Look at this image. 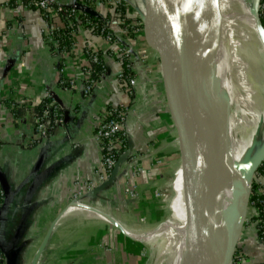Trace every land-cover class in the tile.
Here are the masks:
<instances>
[{
	"label": "crops",
	"instance_id": "0c3cea01",
	"mask_svg": "<svg viewBox=\"0 0 264 264\" xmlns=\"http://www.w3.org/2000/svg\"><path fill=\"white\" fill-rule=\"evenodd\" d=\"M58 2L73 6L71 0ZM103 3L92 0L80 5L104 21L109 12ZM108 22L116 45L128 54L134 75L131 99L118 81L124 66L111 55L113 44L98 43L105 72L87 97L84 69L90 64L81 49L90 45V33L77 26L79 47L75 54L61 58L44 37L40 11L0 0V172L10 188L2 212L4 194L0 199V243L6 248L14 242L21 247L18 264H31L43 243L36 264H139L138 246L124 232L128 226L117 214L127 216L136 205L123 191L120 175L133 156L144 155L159 138L169 135L171 118L156 57L140 38L124 35L118 21ZM145 55L147 63L142 61ZM60 69L74 81V89L59 87ZM51 95L61 102L68 118L52 135L39 140L31 109L45 100L54 101ZM128 103L133 110L125 122L128 144L122 154L128 155L115 180L94 192L100 186L101 169L95 132L109 107ZM86 184H92V189L87 190ZM142 184L144 193L148 185ZM76 204L96 208L108 220L88 219L80 212L68 214ZM234 257L243 264H264V243L252 221L245 223Z\"/></svg>",
	"mask_w": 264,
	"mask_h": 264
},
{
	"label": "bare ground",
	"instance_id": "6f19581e",
	"mask_svg": "<svg viewBox=\"0 0 264 264\" xmlns=\"http://www.w3.org/2000/svg\"><path fill=\"white\" fill-rule=\"evenodd\" d=\"M179 8H185L186 13L179 15ZM205 8V0H166L161 34L163 37L170 35L175 46L177 43L183 44L184 38L181 37L184 29L191 36L189 47L195 58L193 63L201 71L194 123L199 129H207L217 151L226 152L229 156L230 149L238 162L243 150L255 143L258 129L264 128V120H259L257 116L258 113L264 119L257 108L258 100L252 99L248 93L250 86L256 83V78L264 74V35L258 31L254 8L246 0H215L209 20L196 30V19ZM239 96L245 99L244 107L237 105ZM234 105L238 106L240 113L229 116L228 109ZM233 128L243 132V140L239 141L235 137ZM185 139L189 143L188 135H185ZM185 168L176 185L174 209L168 220L156 227L139 230L147 245L154 244L157 238L168 241V250L162 258L165 264H198L202 257L207 256V249L202 255L200 253V233L207 235L206 227L210 223L219 233L222 224L230 228L239 203L237 180L221 167L201 194L196 207L191 202L192 185L187 165ZM72 212L84 213L88 219L108 220L96 208L76 204L69 209L68 214ZM186 234L195 238L188 249L183 245ZM174 244L176 249L172 251ZM180 249L182 254L177 257Z\"/></svg>",
	"mask_w": 264,
	"mask_h": 264
},
{
	"label": "water",
	"instance_id": "95a60500",
	"mask_svg": "<svg viewBox=\"0 0 264 264\" xmlns=\"http://www.w3.org/2000/svg\"><path fill=\"white\" fill-rule=\"evenodd\" d=\"M165 1L140 0L138 18L141 23L144 43L157 55L159 60L168 109L178 135L177 138L182 156L181 167L184 168L185 172V165H187L190 175L192 185L191 202L197 207L201 194L211 183L218 169L221 167H224L236 178L239 188V203L234 213L232 226L229 228V226L222 224L219 228L221 234L210 223L206 227L207 235L203 236L200 233V253L202 255L207 249V256L202 257L198 261V264H231L249 213L252 178L264 161V144L251 163H247L244 166L240 164L235 165L229 156H227L228 153H221L214 148L207 129H199L195 125L193 120L194 106L198 100L201 71L193 63L195 58L189 47L191 36H189V33L185 29L181 37L184 38L182 45H178V43L176 46L173 45L170 35L163 37L161 34V22ZM205 1L206 8L198 15L195 22L196 30L209 20L215 8V0ZM259 1L252 0L249 5L254 8L253 15L256 27L261 35H264V28L258 12ZM74 7L92 17L102 19L93 10H89L78 4H75ZM51 96L56 104L62 106L56 96ZM67 118V112L64 110V121ZM185 135H188L189 143L185 139ZM127 155L126 152L118 158L111 175L94 192H99L115 180L119 167ZM125 174L126 170H123L120 177ZM0 189L5 197L4 205L1 209L2 212L10 196V188L5 176L1 172ZM117 227L121 229L119 225ZM194 240V237H189L186 234L183 237V245L188 249L194 243ZM44 244L38 249L31 264H36L43 251ZM0 251L5 258L4 264H18L21 247H15V242L7 248L0 243Z\"/></svg>",
	"mask_w": 264,
	"mask_h": 264
},
{
	"label": "built area",
	"instance_id": "2783aa9c",
	"mask_svg": "<svg viewBox=\"0 0 264 264\" xmlns=\"http://www.w3.org/2000/svg\"><path fill=\"white\" fill-rule=\"evenodd\" d=\"M73 6L61 5L58 0H13L16 7L23 10H37L40 11L44 21V37L51 45L54 46L56 51L62 56H69L73 54L79 47L77 33V26L84 27L92 38L90 45L84 50L81 49L83 55L88 59L90 66L84 69L85 78L83 82V93L85 96H90L93 91V87L97 81L104 75L105 67L100 54L98 43H107L114 45V51L111 52L112 56H117L124 69L121 74L118 75V81L121 83L124 92L131 99L133 97L134 88V75L131 71V65L129 63L128 54L123 48L116 45L115 35L111 31V25L108 21H103L99 24L91 18L84 16L83 21H79L78 24L73 23V18L81 15L76 8L75 4H90L92 0H71ZM103 3L110 12L108 6L122 5L118 0H104ZM259 17L264 21V0L259 1ZM138 17V16H136ZM123 23L122 20L118 24ZM131 31L133 35H140L141 28L136 23L132 22L128 25L123 32ZM126 36L129 37L127 34ZM81 48V46H80ZM75 54V53H74ZM142 61L146 62L147 57L142 56ZM99 66V70L96 72L97 78L93 77V71L91 65ZM59 87L65 91H69L75 88V83L72 79L65 76L64 69L59 70ZM39 105V104H38ZM37 106V105H36ZM33 112V123L35 127L36 138L41 140L49 137L56 130L57 127L64 124V110L54 101H50L45 105L43 110L36 114L35 109H31ZM132 106L128 104H120L114 107H109L106 110L104 118L101 120L96 132L95 140L99 144L101 149V169L98 173V185L102 184L112 173L117 159L120 156L121 151H125L127 148V134L125 130V122L128 115L132 112ZM147 158V157H145ZM143 161H130L129 168L135 167V171H132L131 177H140L142 174L147 173V169L144 167ZM262 167V171L259 168ZM252 178V190L249 198V213L246 219V223L252 221L256 227L258 238L264 243V161L259 166ZM127 176V173L126 175ZM84 187L87 190H91L93 185L86 184ZM138 187L135 183L129 181L126 182L125 194L132 201L138 200ZM138 192V193H137ZM3 193L0 192V199H2ZM1 205V203H0ZM5 258L0 251V264H4ZM231 264H243L238 258L233 257Z\"/></svg>",
	"mask_w": 264,
	"mask_h": 264
},
{
	"label": "rangeland",
	"instance_id": "374dc122",
	"mask_svg": "<svg viewBox=\"0 0 264 264\" xmlns=\"http://www.w3.org/2000/svg\"><path fill=\"white\" fill-rule=\"evenodd\" d=\"M121 3L126 4L128 7L133 9V16H139V5L140 0H118ZM248 3H251V0H246ZM179 15L185 14V8H179L177 10ZM183 12V13H182ZM264 28V27H263ZM249 41V39H248ZM154 57H156L155 64H159L157 55L149 50ZM149 61V60H147ZM147 63V62H146ZM160 65V64H159ZM255 84L250 86L248 93L252 99H257L258 104L257 108L264 115V74L260 78H256ZM237 105L239 107L245 106V99L242 96H239L237 100ZM244 105V106H243ZM256 105V104H255ZM234 105L228 109L229 116L232 114L239 115V108ZM170 114V112H169ZM257 116L260 119H263V116H260L257 113ZM171 118V116H170ZM229 119V117H228ZM233 133L235 137L241 141L243 140V132L239 129L233 128ZM177 131L174 127L173 120L171 118V127L169 135L161 137L158 139V142L155 143V146L149 151L144 152V155L133 156L134 159L131 161H143L145 162L144 167L147 169L146 175H141L140 177H131L132 171H135V167L127 168V176L123 175V191L126 188V182L129 181L133 184L135 183L137 187V192L139 197L136 201V205L133 206L127 216L122 215V213L117 211L119 218L126 222L125 225L128 227H123L125 231L129 234H132L133 237H137L139 241L133 239V243H136L138 246L139 252V264H165L162 263V258L166 254V246L168 241L162 238H157L154 244L147 245L145 240L141 236L139 230L145 228H153L162 223L166 222L173 212L175 199H176V185L180 179V176L183 171L182 165V156L180 152V147L178 141ZM264 144V128L258 129L257 137L255 143L250 148H245L242 153V158L237 162L236 159L230 152L229 146V156L234 161V163L240 164L241 166L251 163L259 151L261 150ZM135 155V154H134ZM147 157V158H145ZM146 181V191L143 193L142 182ZM171 182V187L169 186ZM145 185V186H146ZM141 187V188H140ZM140 189V190H139ZM147 193V194H146ZM124 231V232H125ZM126 233V232H125ZM127 235V234H126ZM181 242V236L179 237ZM179 242V243H180ZM176 245L174 244L171 248L172 251H175ZM171 253V252H170ZM182 254L181 249L178 251L177 257Z\"/></svg>",
	"mask_w": 264,
	"mask_h": 264
},
{
	"label": "trees",
	"instance_id": "16d2710c",
	"mask_svg": "<svg viewBox=\"0 0 264 264\" xmlns=\"http://www.w3.org/2000/svg\"><path fill=\"white\" fill-rule=\"evenodd\" d=\"M80 5V4H78ZM111 7H109L108 9L110 10L109 13H106V15L104 16L105 17V21H111V22H119L120 20L123 21V23H120L118 26L122 29L127 28V26L134 22L137 24L138 27L141 28V23H140V19L138 17H135L133 16V9L128 7L126 4L122 3V5H119V6H115V5H111ZM79 12V10H77ZM80 13V12H79ZM81 15L79 16H76L75 18H73V23L74 24H78L79 21H83L84 20V16L86 18H91L93 20H95L96 22H98L99 24H102L103 23V20L102 19H98V18H95V17H92L90 15H88L87 13L85 12H81L80 13ZM261 23L264 27V21L261 20ZM124 35H129L130 37H136V39L138 40V38H140L142 41L143 40V35H142V31H141V34L140 35H133L132 32L129 30H127L126 32H123ZM144 43V42H143ZM145 45V43H144ZM91 69L93 71V77L94 78H97L96 76V72L100 69L99 66L97 65H91ZM51 101V99H48V100H45L43 101L42 103H40L39 105H37L35 107V112L36 114H39L43 108L45 107L46 104H48L49 102ZM128 144V143H127ZM127 146V145H126ZM125 151H121L120 153V156L124 153ZM119 156V157H120ZM118 160V159H117ZM262 167L259 168V171H262ZM264 199V196L262 197Z\"/></svg>",
	"mask_w": 264,
	"mask_h": 264
}]
</instances>
